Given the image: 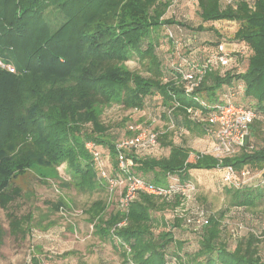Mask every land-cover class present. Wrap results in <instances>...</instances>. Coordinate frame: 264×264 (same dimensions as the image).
I'll return each mask as SVG.
<instances>
[{
    "label": "trees",
    "instance_id": "16d2710c",
    "mask_svg": "<svg viewBox=\"0 0 264 264\" xmlns=\"http://www.w3.org/2000/svg\"><path fill=\"white\" fill-rule=\"evenodd\" d=\"M171 3L0 0V59L15 70L12 73L0 68V206L8 209L21 197L19 189L10 191L16 178L45 168L52 171L49 179L58 182L63 191L71 190L79 196L101 195L84 212L95 236L110 242L126 264H264L256 248L259 241L253 235L229 250L219 221L224 211L220 218L210 217L209 224L199 231L197 249L184 251V243L177 241L174 233V227L186 222L176 216L181 204L179 196L167 200L139 192L127 214L115 208V213L104 215L110 205L108 184L98 177L85 146L95 143L113 167L117 166L116 145L134 132L124 126V133L115 135L101 124L104 110L116 103L127 110H141L147 102L160 110L159 118L172 123L173 129L158 133V145L151 149H165L164 157H150L149 150L127 153L135 163L133 173L147 183L167 189L174 178L181 183L191 181L198 187L195 177L201 172L192 175L191 171L217 173L218 166H232L241 172L262 167L263 188L248 184L233 189L220 183L227 189L229 208H254L264 198V0H197L202 22L197 28H191L186 20L164 19ZM52 5L67 19L56 31L45 19ZM217 22L239 24L233 41L251 51L248 56L238 52L231 55L245 65L240 72L232 65H208L214 51L226 43L217 30L204 27ZM167 25H174V31L178 27L183 31L176 38L181 44L178 49L169 38ZM162 31L173 49V57L165 67L157 53L167 42ZM207 33L210 39H206ZM135 57L147 60L148 76L128 68L127 63ZM192 65L205 68V75L188 94L191 83L184 80V75ZM226 97L257 116L249 140L235 155L220 161L175 143L176 129L199 128L207 132L191 119L190 109L206 113ZM202 102L210 109L203 108ZM87 125L95 136L87 135ZM192 154L199 156L195 162L189 161ZM63 165L67 166L68 180L58 171ZM63 198L52 205L53 211L70 209ZM49 221L47 214L36 216L30 212L23 218L11 214L8 232L0 221V249L7 233L26 240L34 230L56 226V221ZM123 222L125 225L119 226ZM38 257L33 256L31 264H45Z\"/></svg>",
    "mask_w": 264,
    "mask_h": 264
},
{
    "label": "rangeland",
    "instance_id": "374dc122",
    "mask_svg": "<svg viewBox=\"0 0 264 264\" xmlns=\"http://www.w3.org/2000/svg\"><path fill=\"white\" fill-rule=\"evenodd\" d=\"M166 1L172 2V7L167 11L164 19L186 20V24L190 23L191 28H197L202 23L199 18L197 0ZM247 3L250 5V8H254L251 1ZM45 19L53 31L59 29L67 20L56 5H52L46 10ZM166 27H170L169 29L171 30L174 25H167ZM204 27H212L218 31L221 37H223L222 39L228 43L225 47L228 53L241 52L244 49V45L233 41L239 24L234 22H217L204 24ZM171 31L174 34L176 33L177 37L179 36V32ZM165 33L164 31L161 32L167 41ZM210 36L211 34L207 33L206 39H210ZM172 51L173 49L170 47L168 41L158 48L157 53L164 67L169 64L170 57H173ZM244 52L246 53L245 56L251 55V51L248 48ZM231 65L234 66V70L237 72H240L243 68L245 69V65L243 66L239 62V59L236 60L234 58ZM127 66L134 72L140 73L145 77L148 76L146 59L139 60V58L135 57L127 63ZM159 111L147 102L141 110H127L123 105L116 103L104 110L100 121L103 126L109 127V131L115 135H122L124 129L133 123L151 127L161 134L165 133L168 128H173L171 122L159 118ZM124 126L125 128H123ZM86 131L87 135H96L93 132V128L89 125H87ZM174 141L176 144L183 143L197 152L209 150L213 143L209 134L207 132L204 133L199 128H195L193 131L176 129L174 131ZM147 153L150 157L154 156L156 158L164 157L167 154L166 150L162 148L149 150ZM104 161H107L109 165L111 164L108 171L112 174L114 168H112L113 165L107 155H104ZM253 169L260 172L258 175L263 173L262 167ZM66 170V165L58 169L60 176L68 180ZM51 175L52 171L49 169L40 168L19 176L12 183L10 191L17 188L22 193L21 197L11 203L8 209L1 208L0 206L1 225L7 232L9 231V218L11 214L19 218H23L25 214L30 212H33L36 216L47 214L50 221H56L57 224L49 230L32 231L26 240L16 239L7 233L4 245L0 249V264H31L33 256H40L45 264H126L120 252L110 242H103L95 236L94 228L88 222V215L84 212V209L88 208L95 200H98L101 195L97 193L93 196H79L71 190L63 191L59 188L58 182L49 179ZM258 175L250 182L253 188H263ZM195 179L198 181L196 182L198 186L196 199L188 204L184 203L183 206L178 208L179 211L186 212L185 214L191 220L195 219L196 221L202 220V217L199 216L201 212L204 213L205 217L210 219V217H219L220 212L224 211L223 217H219V221L222 237L226 240L229 250L235 249L241 241L253 235L259 241L256 248L258 254L264 260V198L254 208H229L227 189H223L219 174L200 173ZM28 195H33V197L28 198ZM60 198H63L70 204L69 210L60 209V211H53L52 205H56ZM111 203L113 202L110 200L107 212L106 214L104 213L106 217L111 213H115L117 209L116 204L113 203L111 205ZM197 209H199L198 213ZM50 210L53 211L51 215ZM171 218L170 215H167V219L172 220ZM180 227H174L176 240L184 243V251L194 252L198 247V235L203 226L201 227L196 224L195 227L185 222ZM38 248H41L42 251ZM45 257L47 259H44Z\"/></svg>",
    "mask_w": 264,
    "mask_h": 264
},
{
    "label": "built area",
    "instance_id": "2783aa9c",
    "mask_svg": "<svg viewBox=\"0 0 264 264\" xmlns=\"http://www.w3.org/2000/svg\"><path fill=\"white\" fill-rule=\"evenodd\" d=\"M230 1V0H229ZM172 30V29H171ZM167 29L169 38L174 40L176 48L178 49L181 44L173 31ZM179 33H183L180 27L176 30ZM227 43L222 44L218 47V50L214 51L212 55V61H208V65L228 67L233 61L232 54L228 53L225 49ZM244 49L240 52L242 55L246 53L244 50L247 48L245 45ZM211 62V63H210ZM207 65V66H208ZM205 66V67H207ZM0 68L14 72V68L10 65L4 64L0 59ZM195 71V72H193ZM205 75V68H197L195 65L191 66V71L184 75V80L191 83L187 88V93H192L194 88L198 87ZM203 108H208L205 103H201ZM191 119L202 124L212 140V146L209 150L201 151V156L211 155L216 159L222 161L227 157L235 155L239 147H243L250 138L251 125L256 119V114L252 110H246L236 106L230 97L224 98L222 103L217 104L211 110L206 113L203 111L189 110ZM128 130L134 132V135L124 139L116 145V157L117 166L110 174L108 169L111 164L104 161V154L99 150L98 146L89 142L86 144V151L91 156L93 163L95 164L98 177L107 182L110 200L116 204V208L119 212L127 214L131 203L136 199L139 192H144L150 195L161 196L167 200H171L175 196H179L181 204L178 208L183 206L184 203L188 204L195 201L196 199V185L191 182L181 183L179 180L171 179L174 181L172 185L167 188H158L146 182L140 176L133 173L135 163L132 159L128 158L127 153L130 151H147L154 149L158 145V133L155 129L143 126L140 124H132L128 126ZM199 158L198 155L192 154L189 161L195 162ZM217 174L221 177V183L229 188L240 189L245 185H250L253 178L258 175L254 173L253 169L245 168L241 172L236 171L232 166L221 167L218 166ZM260 173V172H259ZM259 181L262 182V174H259ZM176 209V216L186 220L189 225L195 226H207L209 224V218L205 217L204 213H199L202 220L196 221L191 220L187 214L183 211ZM199 209H197L198 213ZM125 225V222L119 224V226Z\"/></svg>",
    "mask_w": 264,
    "mask_h": 264
},
{
    "label": "crops",
    "instance_id": "0c3cea01",
    "mask_svg": "<svg viewBox=\"0 0 264 264\" xmlns=\"http://www.w3.org/2000/svg\"><path fill=\"white\" fill-rule=\"evenodd\" d=\"M211 145H212V144H211ZM195 171H196V170L191 171V174L193 175V173H194V175H195V174L198 173V172H195ZM203 172H206L207 174H212V175L215 174L213 170H212V171H204V170H201V173H203Z\"/></svg>",
    "mask_w": 264,
    "mask_h": 264
}]
</instances>
